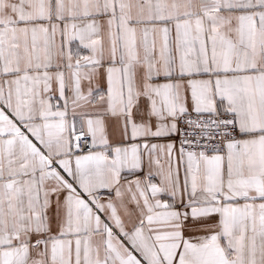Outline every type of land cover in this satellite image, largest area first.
<instances>
[{
  "label": "snow or ice",
  "instance_id": "1",
  "mask_svg": "<svg viewBox=\"0 0 264 264\" xmlns=\"http://www.w3.org/2000/svg\"><path fill=\"white\" fill-rule=\"evenodd\" d=\"M0 264H264V0H0Z\"/></svg>",
  "mask_w": 264,
  "mask_h": 264
}]
</instances>
